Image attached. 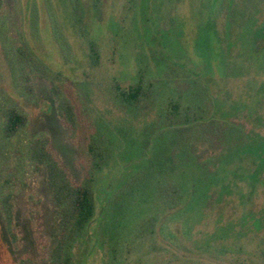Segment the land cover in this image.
I'll list each match as a JSON object with an SVG mask.
<instances>
[{
  "label": "rangeland",
  "instance_id": "1",
  "mask_svg": "<svg viewBox=\"0 0 264 264\" xmlns=\"http://www.w3.org/2000/svg\"><path fill=\"white\" fill-rule=\"evenodd\" d=\"M29 1L3 0L0 14V200L13 198L17 235L0 210V264H48L60 235L37 139L91 182L96 214L73 264H264L263 4L226 16L224 0H33L30 15ZM51 81L74 101L75 134ZM138 86L142 101L123 103ZM171 104L191 108L177 145ZM11 107L29 125L7 141ZM180 178L193 196L173 210L162 194Z\"/></svg>",
  "mask_w": 264,
  "mask_h": 264
},
{
  "label": "trees",
  "instance_id": "2",
  "mask_svg": "<svg viewBox=\"0 0 264 264\" xmlns=\"http://www.w3.org/2000/svg\"><path fill=\"white\" fill-rule=\"evenodd\" d=\"M94 2L97 7L100 5L101 0H94ZM259 2L264 6V0H252L251 2L250 0H224L220 14L227 16L233 13V11L241 13L248 12L249 6H251V9H257L258 5H260ZM3 4V0H0V14L3 9ZM34 4L33 0L27 3L30 15H32ZM221 20V43L223 47H227V45L233 43L232 40L234 38L231 36L232 31L229 33V29L225 24L228 19L221 18ZM245 20L246 18H243L239 21L241 27L245 25ZM252 21L255 22L254 26L264 29V18L252 17ZM255 37L262 38L260 46L264 47V32H259ZM38 71L41 78L48 79V76L43 70L38 69ZM50 84L56 110L59 116L68 124L72 133L75 134L78 129V114L74 101L61 93V88L55 81H51ZM144 97L145 93L141 86L131 88L127 93L121 94V100L129 106L137 105ZM170 107L169 112L172 119L171 128L174 130L173 143L177 145L179 143H177L178 133H176V128H185L191 125L192 122L188 118V115L191 113V108H186L185 112H181V107L177 105L171 104ZM28 125L29 119L25 113L15 107L7 109L2 130L3 138L7 141L15 139ZM96 159L102 161L104 158ZM162 159L163 161L159 165L160 168L164 169L170 163L172 168L174 167L175 161L173 158ZM98 160L96 162L93 161V163L94 166L99 168ZM31 161L47 173L46 185L52 194L54 204L59 212L58 225L60 235L55 245L51 247L48 264H73L72 248L87 234L96 214V206L91 195L90 179H84L81 183L75 182L51 151L49 142L46 139L36 140L31 152ZM181 178L178 179L177 185L173 186L170 192L167 190L166 193L163 192L162 194L163 198L169 202L167 203L172 206L173 210L178 209L183 201L189 200L193 196L191 191L188 192L186 187H183L181 184L183 180ZM212 182L216 183L218 181L214 180ZM12 199V196L1 199L0 210L3 214L6 234L16 246L17 235L14 231L16 228V216Z\"/></svg>",
  "mask_w": 264,
  "mask_h": 264
}]
</instances>
